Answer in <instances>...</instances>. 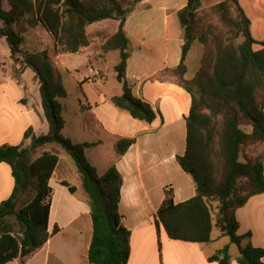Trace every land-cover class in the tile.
<instances>
[{"label": "trees", "instance_id": "obj_1", "mask_svg": "<svg viewBox=\"0 0 264 264\" xmlns=\"http://www.w3.org/2000/svg\"><path fill=\"white\" fill-rule=\"evenodd\" d=\"M138 1L141 0L125 6L121 0H7L9 9H5L0 0V38H5L9 48L12 75L19 78L27 67L34 72L48 124L44 134L32 135L30 129L24 133L31 139L28 147L0 145V162L10 166L14 178L12 193L0 203V264L30 256L59 230L57 224L51 232L48 230L51 196L48 182L58 162V152L44 151L33 156L47 144L57 145L71 158L88 196L92 225L88 261L126 264L130 231L122 225L118 212L121 174L111 166L98 175L88 162L85 148L100 144L99 140L74 143L63 134V107L59 99L66 96V90L47 50L22 51L24 35L19 23L26 19L31 26L41 25L52 37L55 53L62 54L76 53L89 45L86 34L89 24L118 20L117 30L101 45L103 52L117 50L119 55L114 72L121 93L110 100L133 118L151 123L156 111L133 94L134 83L126 77L130 44L124 21ZM229 1L215 5L222 21L230 26L231 36L225 38L229 43L217 36L211 25L197 32L196 14L201 0H187L182 9L167 19L168 35L183 39L180 62L151 79L162 78V73L172 74L177 78L172 80L191 96L185 152L177 161L191 175L196 193L174 203L172 191L166 190L156 212V224L161 223L171 239L207 243L214 227L208 201L215 200L219 213L215 226L237 246V263L264 264V248L250 242L242 244L249 234H237L235 216V210L250 196L264 192V152L253 159H240L243 146L249 143L264 146V39L252 37L250 20L234 0L237 16L229 14ZM238 38L241 40L235 44ZM195 40L203 47L200 63L194 75L186 78L185 59ZM256 44L260 46L257 49ZM133 142L134 138H119L114 144L116 153L123 154ZM61 184L70 192L76 189L67 181ZM30 189L35 191L34 195L16 210L19 196ZM15 225L17 230L13 228ZM208 260L230 264L227 247L209 255Z\"/></svg>", "mask_w": 264, "mask_h": 264}, {"label": "crops", "instance_id": "obj_2", "mask_svg": "<svg viewBox=\"0 0 264 264\" xmlns=\"http://www.w3.org/2000/svg\"><path fill=\"white\" fill-rule=\"evenodd\" d=\"M201 2L203 3L202 0ZM234 2L250 20L252 37L257 40L264 39L256 37L253 33L255 21L257 24L264 21V0ZM186 3L187 0H141L132 7L124 21V30L130 44L126 77L134 83L133 94L147 101L156 111V118L151 123L133 118L126 110L116 107L111 102L112 96L121 93L119 83L118 91L108 92V95L96 91L91 97L80 87L86 102L81 101L77 94L71 95L67 90L66 79L73 84H81L92 80L98 74L92 70L91 75L78 79L70 73L62 59L69 55H81L91 63L90 38L89 45L79 52L54 53L55 57L53 56L58 63L54 67L66 90V96L59 99L63 107V134L74 143L99 140L100 144L85 148L88 162L98 175L104 174L111 166H115L121 174L118 212L122 225L130 231L129 256L126 264H218L217 261L208 260V256L222 248L213 244V240L218 239L219 235L213 237L211 234V240L207 243L176 240L168 237L161 223L156 224V212L166 190L172 191L174 203L183 202L196 193L191 175L185 172L177 161V157L185 152L186 116L189 113L191 96L175 81L165 77L166 73H162V78L151 79L161 70L173 68L180 62L183 39L168 35L167 19L172 13L182 9ZM118 24L119 21L115 19L97 21L86 27V34L89 37L91 31L103 33L108 29L109 37L117 30ZM39 27L45 30L41 25H36L33 27L36 29L34 31H39ZM45 33L48 32L45 30ZM23 35L25 41L27 34L24 32ZM38 41L32 45L41 46V40ZM45 47H38L34 51H42ZM50 47L54 50L53 40ZM259 47L257 44L254 45L256 49ZM112 51L117 50H110L104 54ZM9 54L6 40L2 37L0 145L28 147L31 139L25 137L24 133L30 129L32 135L44 134L48 130V124L43 114L39 83L34 72L27 67L19 78H16L8 71H4L3 67L10 59ZM201 54L202 45L195 40L185 59L186 78L194 75L199 67ZM48 55L52 58L49 51ZM57 66H60V69ZM119 138H134V142L123 154H117L114 148ZM54 145L47 144L39 147L37 151L38 155L44 151L58 152V162L48 182L51 188L48 230L51 232L54 224H57L59 230L30 256L16 257L2 264H33L35 255L42 252L43 256L36 264H92L87 256L92 235L88 196L84 190L79 195V186L71 184L67 179L69 174L77 177V169L73 161ZM62 181L75 186V191L70 192L68 187L61 184ZM13 188L11 168L7 163L0 162V203L10 196ZM235 216L238 221L237 234H249L242 244L250 242L255 247L264 248V192L250 196L235 210ZM81 223L86 227L81 237L82 246L72 251L54 245L55 241L57 243L58 235L65 229H70L80 236ZM225 246L230 264H238L237 246L231 242ZM262 261L264 262V257Z\"/></svg>", "mask_w": 264, "mask_h": 264}, {"label": "rangeland", "instance_id": "obj_3", "mask_svg": "<svg viewBox=\"0 0 264 264\" xmlns=\"http://www.w3.org/2000/svg\"><path fill=\"white\" fill-rule=\"evenodd\" d=\"M202 1L203 3L201 2V5L196 14L197 32L199 33L207 25H211L214 28L215 30L214 32L216 33V35L220 36L225 43H229L228 41L225 40V38L231 36L232 32L229 29L230 26L228 23L222 21V19L219 16L218 11L215 9V5L222 0H202ZM121 2L126 6L127 4H130L131 2H133V0H121ZM2 3L5 9L7 8L9 9L7 0H3ZM227 6H228L229 14L233 15L234 17L237 16V11H236L234 4L232 3V0L227 3ZM19 27L21 28L23 34L24 32L27 34L26 35L27 39L23 41V44H22L23 52H26V53L35 52L34 50L36 48L41 47V46L42 47L46 46L44 50H48L51 53L52 58H50V60L52 64L55 66L58 65L57 59L54 58L55 51L50 47L53 39L49 33H45V30L40 29L41 27H39L38 30L42 33H40L39 31H34L36 29L33 28L34 26L29 25L26 22V19L21 20V22L19 23ZM253 29H254L253 33L256 37L264 38V21L260 22L259 24H257L255 21V24L253 25ZM26 31H30V32L27 33ZM99 32L91 31L89 34V38L91 39V42H92L89 48L90 49L89 52H91V54L89 55V61L92 60L91 63H89L81 55H69L67 57L62 58L63 61L66 63L67 68L70 71V73L78 77V79L91 75L93 71L94 73H98L97 76L94 77L92 80L85 81L81 84H73L71 83L72 81L68 82V79H66L65 85H66L67 90L70 92V94L71 95L77 94L79 99L84 102H86L85 95L80 90V87L83 88L84 92L87 93L89 97H91L93 92H96V91H99L102 94L108 95V92L118 91L119 89V84L115 78V73L113 70L114 63L118 61V52L112 51L109 54L107 53V55L104 54L103 50L101 49V43L104 42L105 39L108 37V29L105 30V32L103 33L100 32L101 34ZM38 39L41 40L40 44L42 45L38 47H36L35 45H32V44L38 43L39 42ZM240 40L241 38H238L234 41V43L236 44ZM196 41L199 42L198 40ZM53 46H54V41H53ZM57 68L60 69V66H57ZM12 69H13V63H12V59L10 58L9 60H7V63L3 67V70L8 71V73L12 74L13 73ZM165 77L170 78V79H177L176 76L169 74V73L165 74ZM70 113L71 111L69 110V114ZM263 152H264V146L262 144H258V143L250 144L249 143L243 146L240 152V159L241 160L253 159ZM38 153L39 152L36 150L33 156H36V155L38 156ZM65 156H68V155L65 154ZM68 158L71 160L69 156ZM76 176L77 177L69 174L67 176V179L70 181L71 184L75 186H79L78 191H79V195H81V192H84V191L81 187V181L79 179V175L77 171H76ZM34 192L35 191L33 189H30L22 193L19 196V199L16 205V210H18L19 207L27 203L34 195ZM208 206L211 212L212 221L214 223L212 235L213 237H215L216 235H219L218 239L213 240V244L223 247L230 243V239L226 235H221L220 230L218 229L217 226H215V222L217 221L218 216H219L218 202L215 200H209ZM11 219L12 217L9 219V221ZM81 224L82 225H80L81 226L80 230L82 234L80 236H78L76 233L71 232L70 229H65L63 232H61V234L58 235L57 243L55 241L54 245L64 248V249L72 250V251L73 249H76L77 247L82 246L81 237L84 234V230L86 229V227L84 223H81ZM13 228L14 230H17L16 225ZM42 256H43V252L35 255L33 264L38 263L41 260Z\"/></svg>", "mask_w": 264, "mask_h": 264}]
</instances>
